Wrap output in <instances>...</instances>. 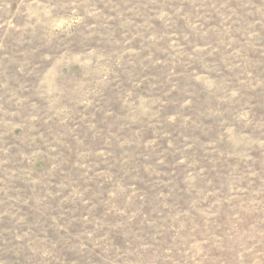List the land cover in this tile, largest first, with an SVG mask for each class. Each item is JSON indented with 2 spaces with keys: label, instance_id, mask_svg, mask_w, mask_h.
I'll list each match as a JSON object with an SVG mask.
<instances>
[{
  "label": "rangeland",
  "instance_id": "374dc122",
  "mask_svg": "<svg viewBox=\"0 0 264 264\" xmlns=\"http://www.w3.org/2000/svg\"><path fill=\"white\" fill-rule=\"evenodd\" d=\"M0 264H264V0H0Z\"/></svg>",
  "mask_w": 264,
  "mask_h": 264
}]
</instances>
